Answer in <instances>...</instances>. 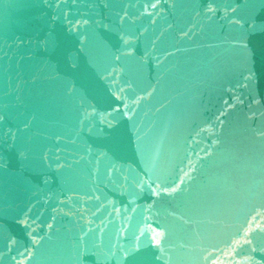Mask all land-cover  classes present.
<instances>
[{
    "label": "water",
    "instance_id": "water-1",
    "mask_svg": "<svg viewBox=\"0 0 264 264\" xmlns=\"http://www.w3.org/2000/svg\"><path fill=\"white\" fill-rule=\"evenodd\" d=\"M0 264H264V0H0Z\"/></svg>",
    "mask_w": 264,
    "mask_h": 264
}]
</instances>
